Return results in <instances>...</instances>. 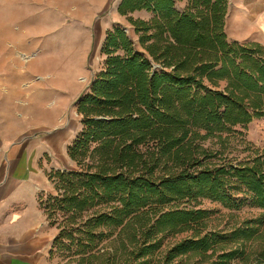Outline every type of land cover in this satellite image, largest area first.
<instances>
[{"label":"trees","instance_id":"1","mask_svg":"<svg viewBox=\"0 0 264 264\" xmlns=\"http://www.w3.org/2000/svg\"><path fill=\"white\" fill-rule=\"evenodd\" d=\"M176 1H121L122 14L153 13L132 20L149 56L121 27L108 31L104 69L79 101L84 126L68 147L80 168L56 173L58 209L93 210L77 244L92 252L96 238H108L91 254L99 264L117 256L120 264H170L195 254L217 255L211 264H264V147L237 140L238 127L264 115V43L228 39L229 0H187L183 10ZM186 197L262 211L219 235L203 208L159 207ZM69 221L57 240L76 239L65 232ZM183 231L191 234L165 243V234Z\"/></svg>","mask_w":264,"mask_h":264},{"label":"rangeland","instance_id":"2","mask_svg":"<svg viewBox=\"0 0 264 264\" xmlns=\"http://www.w3.org/2000/svg\"><path fill=\"white\" fill-rule=\"evenodd\" d=\"M118 1L108 0L104 5L106 0H68V5L61 6L64 0H38L39 19L54 20L51 25L53 29L44 32L38 30L35 34L40 37L28 36L21 39L10 37L11 20L8 17L5 18L7 21L2 18V15H7L11 8H0V158L3 157L1 151L3 136H8L11 140L19 139L25 134L42 131L45 127L42 124L61 126L71 120L75 133L70 145L73 143L84 126L83 115L78 110L79 101L88 91L91 82L104 69L107 55L103 51V46L109 30L121 27L134 42L136 51L149 56L139 41V33L132 20L143 17L148 20V16L151 18L153 13L143 9L122 14L117 7ZM1 3L0 0V5ZM31 7H26L25 12L30 13L35 10V7ZM18 24L13 22V27L18 28ZM39 25L44 26L43 22ZM251 25L255 23L249 26ZM225 31L230 41H235V37L241 33L236 25L229 27L225 24ZM67 33L73 34L74 37H62ZM51 35L55 37H50ZM244 36L248 39L236 41L260 40L259 42L264 43V29L260 27L251 28ZM68 48H72L69 53H67ZM118 52L123 53L121 50ZM155 66L161 67L160 64ZM33 105L36 106V110H33ZM238 130L243 134L237 135V140L243 139L255 147H264V115L254 118L247 129L238 127ZM211 141V139L206 140L204 144L209 146ZM238 147L243 148V143H239ZM213 148H218V145L215 144ZM234 154L231 152L230 156ZM88 160L89 158L87 162ZM79 168L77 161L68 152V158L65 160L63 158V161L60 159L58 166L52 167L49 173L56 190L41 199L47 225L56 233L49 248L48 264H90V262L99 264V258H93L91 254L99 248L102 250L95 254L102 253L104 251L102 246L108 240L106 237L96 238L95 241L99 242V245L94 251L91 252L89 248L81 251L82 248L77 243L83 233L78 232V229L83 231L81 224L91 218L93 210L75 215L58 209L55 197L63 192V189L57 187L59 186L57 171ZM158 176L168 178L164 172H159ZM159 207L166 210L203 208L209 212L208 230L215 231L219 235L241 224L245 218L255 217L262 211L247 204L240 208H229L220 201L202 197L172 199ZM66 218L70 219V225L65 232H73L76 238L74 241L68 237L57 240L62 235V223H65ZM189 234L190 231L165 234V243L178 241ZM82 244L89 243L83 240ZM231 246L232 243L228 247ZM210 253L212 250H209L207 255ZM215 260L217 255L195 254L177 257L170 264H211ZM112 263L120 264L119 256ZM230 264L246 263L238 257Z\"/></svg>","mask_w":264,"mask_h":264},{"label":"crops","instance_id":"3","mask_svg":"<svg viewBox=\"0 0 264 264\" xmlns=\"http://www.w3.org/2000/svg\"><path fill=\"white\" fill-rule=\"evenodd\" d=\"M1 1L0 8H11L7 15H2L3 20L7 21L6 17L11 20L10 37H40L35 34L38 30L44 32L53 29L51 25L54 20L39 19L38 0ZM68 3V0H64L61 6ZM187 5V0L176 1L179 10L185 9ZM26 7H35V10L28 13L25 12ZM136 11L139 10L134 12ZM13 22H18L19 27L14 28ZM42 22L44 26L39 25ZM254 23L255 25L249 26ZM227 24L229 27L236 25L241 32L235 37L236 40L248 39L245 38V33L255 26L264 29V0H229ZM2 31L5 32L3 29ZM62 37L74 36L67 33ZM70 49L72 48L67 49V53ZM32 108L36 110L35 105ZM52 125L42 124L47 128L44 127L45 129L35 134H25L15 140L8 136L2 137L0 264H48L49 248L56 233L47 225L41 199L56 190L49 173L52 167L58 166L60 159L63 161V158H68V147L75 133L71 120L61 126Z\"/></svg>","mask_w":264,"mask_h":264},{"label":"water","instance_id":"4","mask_svg":"<svg viewBox=\"0 0 264 264\" xmlns=\"http://www.w3.org/2000/svg\"><path fill=\"white\" fill-rule=\"evenodd\" d=\"M121 1H122V0H119V1H118V5H117V7H119V5H120Z\"/></svg>","mask_w":264,"mask_h":264}]
</instances>
